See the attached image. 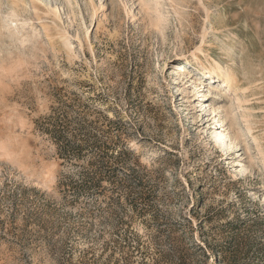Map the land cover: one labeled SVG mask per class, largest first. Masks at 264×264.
I'll return each instance as SVG.
<instances>
[{
  "label": "rangeland",
  "instance_id": "obj_1",
  "mask_svg": "<svg viewBox=\"0 0 264 264\" xmlns=\"http://www.w3.org/2000/svg\"><path fill=\"white\" fill-rule=\"evenodd\" d=\"M0 264H264V0H0Z\"/></svg>",
  "mask_w": 264,
  "mask_h": 264
},
{
  "label": "bare ground",
  "instance_id": "obj_2",
  "mask_svg": "<svg viewBox=\"0 0 264 264\" xmlns=\"http://www.w3.org/2000/svg\"><path fill=\"white\" fill-rule=\"evenodd\" d=\"M68 1L70 2V0H68ZM10 22H12V21H10ZM195 63H197L198 66H201L205 70V72H207V73H211L212 71L215 70V66L212 63H204L201 60H196ZM177 69L178 70L174 75H175V82L178 83V85H179L181 80H182V76L184 74L186 76H190V71L185 65H178ZM217 72H218L217 81L211 83L207 87V89L204 91V93H200V91H198L199 90V88L197 87L198 85L194 81L191 82V85L195 89L193 96H195V100L198 99V104H199V107L201 108V111H205V113H206L205 116L207 117V120L209 119L208 118L209 116H212V118L209 119V122L213 123L219 132L218 134H216V132H212V138L214 140V143H216V145L219 149L218 150L219 154L221 153L220 155H223L221 157V160H225V161H227V163H230V158H228V157L230 156L231 152L234 150L235 141L232 140L229 136H227L224 133V128L222 127V125H220L219 122H217L216 114L219 112L220 118L222 120L225 118V116H224L225 114L224 113L222 114V112H223L222 106L220 104L212 103L211 99H213L214 97L217 96L219 86L226 87L228 85H231L232 78L223 69H218ZM192 78H193V76H190L188 78V81H190ZM178 85H177V91H180ZM180 93L181 92H179L178 95H180ZM207 106H208V109L206 110ZM188 114H190V111L187 113V115ZM223 123H225V122H223Z\"/></svg>",
  "mask_w": 264,
  "mask_h": 264
},
{
  "label": "trees",
  "instance_id": "obj_3",
  "mask_svg": "<svg viewBox=\"0 0 264 264\" xmlns=\"http://www.w3.org/2000/svg\"><path fill=\"white\" fill-rule=\"evenodd\" d=\"M56 132H57V131H56ZM80 151H81V150H74V151L72 152V154H73V155H76L77 153H80ZM78 156H80V155H78ZM78 158H80V157H78Z\"/></svg>",
  "mask_w": 264,
  "mask_h": 264
},
{
  "label": "built area",
  "instance_id": "obj_4",
  "mask_svg": "<svg viewBox=\"0 0 264 264\" xmlns=\"http://www.w3.org/2000/svg\"><path fill=\"white\" fill-rule=\"evenodd\" d=\"M221 132V131H220ZM219 132H218V130L216 131V134H218ZM219 150V149H218ZM221 154V153H220ZM223 155H221V157H222Z\"/></svg>",
  "mask_w": 264,
  "mask_h": 264
}]
</instances>
